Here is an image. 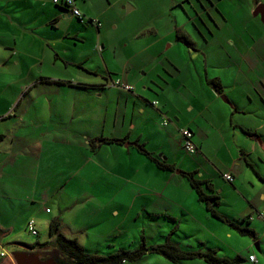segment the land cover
<instances>
[{
	"label": "crops",
	"instance_id": "0c3cea01",
	"mask_svg": "<svg viewBox=\"0 0 264 264\" xmlns=\"http://www.w3.org/2000/svg\"><path fill=\"white\" fill-rule=\"evenodd\" d=\"M54 5L52 0H0V28L10 32L13 69L15 65L28 80L15 87L25 91L24 100L41 96L40 102L26 103L24 112H32L35 105L38 109L26 116L29 124L24 135L0 133V238L11 237L21 217L25 230L26 223L34 220L38 236L41 225L48 228V238L23 252L39 253L43 250L37 244L50 241V225L59 220L61 234L76 238L87 252L99 254L106 247H115L112 239L127 233L129 221L148 218L168 232L165 241L171 236L183 249H190L177 240H183L181 229L187 232L190 228L182 224L199 232L208 231L207 224L219 226L183 174L190 169L177 154L184 150L181 131L194 132L201 152L203 141L221 135L230 118L234 126L239 117L234 135L242 132L245 104H253L257 96L264 101V22L254 15L264 0H197L195 4L189 0L183 12L157 25L151 46L135 52L131 59L121 54L118 70H112L103 55L106 43L100 38L107 75L87 68L91 73L86 76L74 75L59 82L42 72L46 62L39 64V58H33L35 50L26 49L39 46L46 39L44 33H58L66 17H75ZM178 33L193 45L184 43L181 58L170 61L174 53L170 56L166 50L174 42L183 43L177 39ZM166 44L168 48L163 49ZM25 51L28 55H22ZM114 54L119 60L118 53ZM224 74L231 79L222 82L225 86L233 82V89L241 87V94L227 91L230 104L222 101L225 93L218 95L208 84V79ZM38 77L41 82L36 81ZM116 79L134 90L115 88L111 81ZM241 79L246 84L239 83ZM165 117L175 118L176 124L164 126ZM180 118L188 119L186 127ZM102 138L126 139V143H102ZM133 143L143 145L175 170L160 169ZM261 147L264 153V142ZM242 153L248 166L255 168ZM238 169L232 170L234 176L229 173L234 177L232 184L245 191L248 186L238 178ZM224 170V175L230 171ZM259 176L264 182V175ZM259 197L264 200V193ZM256 212L260 221L264 215ZM241 214L244 211L237 218L247 215ZM173 224L179 225L175 228ZM213 249L217 251L215 247L206 250ZM147 256L142 260H148ZM2 257L6 258L0 264H14L11 255Z\"/></svg>",
	"mask_w": 264,
	"mask_h": 264
},
{
	"label": "rangeland",
	"instance_id": "374dc122",
	"mask_svg": "<svg viewBox=\"0 0 264 264\" xmlns=\"http://www.w3.org/2000/svg\"><path fill=\"white\" fill-rule=\"evenodd\" d=\"M196 1L192 0L194 4ZM188 2L189 0H77L78 9L83 15L84 22L75 17H66L60 24L59 29L61 28V30L58 33L53 35L50 30L43 34L46 39L38 40L39 46L34 44L26 49L35 50L37 57L34 56L33 58H39V64L41 61L46 62L42 65V72L51 75L52 79H57L55 81L59 82L61 79L64 80L74 75L80 76L91 73L87 68L98 75L104 74L106 76L103 57L100 53L102 46L101 49L99 48L100 38L106 43L103 55L110 63L111 69L118 70L121 54L122 57L124 54L125 57L131 59L135 52H140L145 47L151 46L155 39L157 25L170 20V16L174 17L176 13L183 12L182 9L188 8ZM128 8L131 10L130 12ZM54 11L59 12V9L54 7ZM9 35L10 32L7 27L0 28V133L8 136L14 134L22 136L27 130L25 127L29 124L25 119L26 116L33 114L35 109H38L35 105L32 112H24L26 103L40 102L41 96L30 95V100L33 101L24 100L25 91L15 87V84L28 80L27 77L23 78L25 76L20 73L15 65L13 69V49ZM172 40L175 41V39ZM125 45H127L126 48ZM168 45L166 44L162 48L167 49ZM185 46L184 42L180 45L174 42L173 48L167 49L165 52H168L167 54L170 56L174 53L169 60H173L175 56L181 58L180 54L186 50L184 49ZM124 50L126 52H123ZM151 52L153 51L151 50ZM114 53H118L117 58L119 60L115 59ZM22 55H28V52L25 51ZM42 72L40 73L41 76H43ZM212 79L220 80L223 93H225V96L222 94L224 97H230L229 94L227 95V91L233 92L234 95L241 94V87L238 86V89H233V82L226 84V86L223 84L231 80L228 75L224 74L223 78L217 76ZM41 80L40 77L36 79L39 82ZM117 81L120 80H112L111 83H115V85L112 83V86L120 88ZM239 83L246 84V81L241 79ZM239 85L244 89L243 84ZM260 99L257 96L253 104L247 102L244 107L248 111L246 110L241 117L244 126H246L245 129L258 134L256 139H251L245 136L243 132L238 131V135H234L233 130L239 127L237 124L239 117H236L234 126L230 118L227 129L221 135L211 137L210 140L205 139L202 148L200 147L201 152L197 154H189L184 150L177 152L179 159L184 161V167L190 169V173L196 172V178L207 179L210 182L211 188H208L207 185H204L203 188L207 193L212 192L219 195L216 208L220 213L229 219L241 220L243 217H237H239L240 211H244V214H247L246 218L258 220L249 223V226L253 227L256 233L254 237L243 236L236 229L215 218L212 220L219 227L207 224L208 231L199 232L194 226L184 223L182 224L184 228L189 226L190 228L187 232L180 230L179 235L183 240L177 239L176 236L173 238L190 245L192 251L206 252L209 247H215L220 257L233 259L240 256L245 260L242 264H252L249 258L254 255L258 264H264V217L259 221L256 212L260 210L264 215V200L259 197L261 193H264V182L259 180L257 175V171L264 175V153H261L263 150L261 143L264 142V101ZM222 101L225 102L223 99ZM163 121H168V126H174L177 122L175 118L169 117H165ZM187 121L188 119L180 118V124L183 128L186 127ZM242 151L246 153V157L253 163L255 169L248 166ZM226 168L230 170L228 173L233 176L232 170L239 168L238 178L240 177V181L248 186L245 191L224 179L223 173ZM237 184L238 179L236 180ZM22 221L23 218L21 217L17 222L16 231L11 237L0 238V263L6 258L1 256L2 252L7 255L23 252L38 241L43 242L48 238L49 231L46 226L40 225V236H33L27 230V226L26 230L23 228ZM157 223L149 222L148 218L132 219L126 225L125 231L127 233L112 239L111 244L115 247H106L99 254L109 255L113 251L118 252L121 249L137 250L143 241L148 246L163 244L165 242L163 237L167 236L168 232L165 234L164 228H159ZM160 224L164 225L163 223ZM246 224L241 223L242 226H246ZM178 225L173 224L175 228ZM199 235L202 236L201 240L197 239ZM191 242L192 244H190ZM257 244L261 248H258ZM147 259L146 261L138 260L127 264H174L164 257L154 254H149ZM185 264L208 263L198 260L187 261Z\"/></svg>",
	"mask_w": 264,
	"mask_h": 264
},
{
	"label": "trees",
	"instance_id": "16d2710c",
	"mask_svg": "<svg viewBox=\"0 0 264 264\" xmlns=\"http://www.w3.org/2000/svg\"><path fill=\"white\" fill-rule=\"evenodd\" d=\"M57 6L62 7L64 10L68 11L72 15V13L69 11L68 8L64 7L63 5H57ZM76 7L78 8L77 0H76ZM76 18H78L79 21L84 22L83 15L82 17H76ZM177 39L189 46L193 45L188 37L180 33H178ZM208 84L218 95L224 94L220 80L209 79ZM241 130L245 136L251 139H255L258 136L256 132H252L248 129L241 128ZM100 141L102 143H109V144L126 143V139L102 138L100 139ZM133 144L137 147V149L141 153L145 154L151 160L156 162L160 169L171 170V171L175 170V166L160 160L158 157L154 156L152 153L146 150L143 145H140L138 143H133ZM183 174L186 176L191 186L197 193L199 201L203 202L206 205L208 212L213 218L220 220L223 223H226L233 229H236V231H238L243 236L247 235L254 237L256 235L254 229L249 226L251 219L245 217L241 220H231L217 210L216 206L219 201V195L212 192L207 193L203 188L204 185H207L208 188H211V184L209 181L196 178V172L194 173L186 172ZM257 175L258 177H260L258 171H257ZM241 223H247V224L246 226H242ZM60 225L61 223L59 220L53 221L50 225V237H51L50 241L43 244H37L43 250L42 252H39L41 254L42 260L54 259L55 262L58 264H62V263L63 264H125L128 262L142 260L147 255L154 254V255L162 256L166 260L174 264H179L181 261H189V260H197V259L203 260L208 264H242L245 262V260L240 256H237L233 259L227 257H220L218 255V252L214 249L208 250L206 252L183 249L178 243L174 242L171 239V236H168L166 241L161 245L148 246L145 243V241H143L142 245L137 250L127 251L121 249L120 251L110 255L89 253L85 250V248L79 243V241L76 238H68L65 235L61 234L59 232ZM0 232H3V230L0 229Z\"/></svg>",
	"mask_w": 264,
	"mask_h": 264
},
{
	"label": "built area",
	"instance_id": "2783aa9c",
	"mask_svg": "<svg viewBox=\"0 0 264 264\" xmlns=\"http://www.w3.org/2000/svg\"><path fill=\"white\" fill-rule=\"evenodd\" d=\"M52 2L54 4L63 5L64 7L68 8L73 16L82 17L80 10L76 7V0H52ZM117 85H119L126 91L133 90V87L131 85L122 84L120 81H117ZM157 104H158L157 101L153 102L154 106ZM168 124H169L168 121L163 122L164 126H168ZM181 135H182V143L184 150L189 154H197L199 152V148L194 142V132L191 129H183L181 131ZM224 179L231 184L234 182V177L229 173L224 175ZM27 230L31 235L38 236V231L36 229V223L34 220H30L27 223ZM2 256H4V254H2ZM249 261L252 263L258 262L257 258L254 255L250 256Z\"/></svg>",
	"mask_w": 264,
	"mask_h": 264
},
{
	"label": "water",
	"instance_id": "95a60500",
	"mask_svg": "<svg viewBox=\"0 0 264 264\" xmlns=\"http://www.w3.org/2000/svg\"><path fill=\"white\" fill-rule=\"evenodd\" d=\"M128 11L130 12L131 10L128 8ZM254 15H260L262 17V21L264 22V5L258 6ZM223 100L230 104V101L227 98H223ZM11 257L15 264H57L54 259L43 261L40 255L35 253L15 252L11 255Z\"/></svg>",
	"mask_w": 264,
	"mask_h": 264
},
{
	"label": "flooded vegetation",
	"instance_id": "af4514ba",
	"mask_svg": "<svg viewBox=\"0 0 264 264\" xmlns=\"http://www.w3.org/2000/svg\"><path fill=\"white\" fill-rule=\"evenodd\" d=\"M28 253H35V254H39L40 255V257H41V254L40 253H38V252H28ZM43 261H45V260H43ZM58 264V263H57ZM63 264V263H62Z\"/></svg>",
	"mask_w": 264,
	"mask_h": 264
},
{
	"label": "clouds",
	"instance_id": "9594fccd",
	"mask_svg": "<svg viewBox=\"0 0 264 264\" xmlns=\"http://www.w3.org/2000/svg\"><path fill=\"white\" fill-rule=\"evenodd\" d=\"M15 264V263H14Z\"/></svg>",
	"mask_w": 264,
	"mask_h": 264
}]
</instances>
